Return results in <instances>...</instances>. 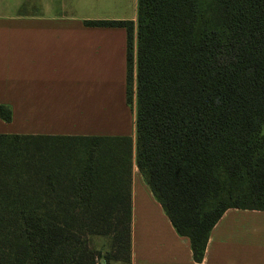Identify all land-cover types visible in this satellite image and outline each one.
Here are the masks:
<instances>
[{
    "label": "trees",
    "instance_id": "1",
    "mask_svg": "<svg viewBox=\"0 0 264 264\" xmlns=\"http://www.w3.org/2000/svg\"><path fill=\"white\" fill-rule=\"evenodd\" d=\"M86 24L127 30L135 140L0 133V264H130L134 166L201 262L228 209L264 210V0H138L136 23Z\"/></svg>",
    "mask_w": 264,
    "mask_h": 264
},
{
    "label": "crops",
    "instance_id": "2",
    "mask_svg": "<svg viewBox=\"0 0 264 264\" xmlns=\"http://www.w3.org/2000/svg\"><path fill=\"white\" fill-rule=\"evenodd\" d=\"M138 0H0V133L130 136L135 111L126 102L127 30L87 21L137 22ZM120 80L123 130L99 131ZM120 99V100H119ZM118 103V104H119ZM132 127V129H131ZM133 167L130 264H264V210L228 209L210 232L201 262Z\"/></svg>",
    "mask_w": 264,
    "mask_h": 264
},
{
    "label": "rangeland",
    "instance_id": "3",
    "mask_svg": "<svg viewBox=\"0 0 264 264\" xmlns=\"http://www.w3.org/2000/svg\"><path fill=\"white\" fill-rule=\"evenodd\" d=\"M124 73L125 72L123 71L116 70L115 72H109L108 76L105 75L104 77V78H108V82L110 83L109 88L112 89L111 92L112 94L115 95V97H109L110 100L108 101V103H106V105L110 110L107 113L105 112L103 113V115H106V116L111 115L112 118L111 119H100V123L98 125L99 131H109L112 129L123 130L124 126L126 127L125 115L122 114L119 109H117V107H120L119 101H118L119 104L116 103L118 99V95H120V86L118 88L117 84H119L120 80L123 79ZM129 107L132 108L131 106ZM101 136H107V135H101ZM132 138L135 140V134H133ZM94 244L97 249L101 250L102 253L105 254L108 251L110 241L106 238L97 237L94 239ZM112 264H126V263L116 262Z\"/></svg>",
    "mask_w": 264,
    "mask_h": 264
},
{
    "label": "bare ground",
    "instance_id": "4",
    "mask_svg": "<svg viewBox=\"0 0 264 264\" xmlns=\"http://www.w3.org/2000/svg\"><path fill=\"white\" fill-rule=\"evenodd\" d=\"M135 173H136V176H139V174H140L137 167H135Z\"/></svg>",
    "mask_w": 264,
    "mask_h": 264
}]
</instances>
